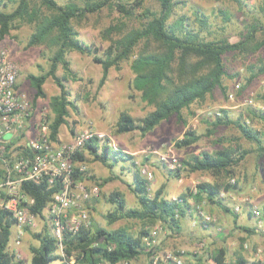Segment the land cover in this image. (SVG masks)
<instances>
[{
	"label": "trees",
	"instance_id": "16d2710c",
	"mask_svg": "<svg viewBox=\"0 0 264 264\" xmlns=\"http://www.w3.org/2000/svg\"><path fill=\"white\" fill-rule=\"evenodd\" d=\"M8 1L12 2V6L9 10H5L8 3L0 0V41L9 35L12 29L27 23L33 26V30L28 36L26 47L45 45L50 49L47 70L37 75L30 73L27 76L34 88L33 107L38 97L45 96L43 83L48 77L52 78L59 88V93L50 98V112L47 114L49 138L55 142L60 140V127L67 123L69 108L75 107L74 101L69 99L70 92L64 83L68 76L75 78L67 58V54L71 51L91 55L92 60L100 65L101 76L97 83L98 88L105 83L111 68L119 69L123 61H130L133 74L130 87L139 92L140 99L153 109L140 118H135L128 111L122 110L115 126L117 132L137 130L144 136L171 115H176L178 120L184 121L183 109H188L195 102L205 101L207 95L216 87L225 90L222 79L226 72L224 63L226 52L248 54L256 52L264 45V33L261 39L256 37L258 30L264 32V21L260 20L249 23L245 30L239 33V39L235 42H230L226 38L215 40L200 38L198 30L206 24V15L198 10L193 13L198 30L185 27L184 21L187 16L180 17L175 25L171 24L168 20L180 0H156L159 5L158 10L141 13L143 17H147L146 13H149V16L140 26H132L130 19L145 0ZM262 3L261 8L264 13V0ZM106 6L114 7L126 21L119 20L107 25L101 31L102 39L108 40L109 44L104 51L98 53V48L92 47L79 37L77 26L88 15H96ZM59 65L64 70L62 76L57 75ZM262 73H264V58L247 78L246 83ZM258 96L259 103L264 105V86ZM245 114L250 120L254 117L264 121L263 108H253L247 110ZM209 122L214 128L223 124L234 125L239 134L249 140L254 148L243 149L238 143V138L231 137L227 144L219 148L202 150L182 160L187 170L207 171L214 178L213 182L199 181L193 189L188 188L176 198L165 197L161 190L153 194L149 193L147 180L140 173L133 154L101 142L97 136L88 139L73 156L74 178L89 179L86 177V170H81L77 164L85 161L84 151L92 160L99 161L107 167L119 164L125 169V164L128 162L132 179L126 184L135 196L137 205L128 206L124 194L120 190H112L106 199L113 207L104 217L108 224L121 219L137 220L141 224L140 229L136 232L126 225L106 228L90 222L88 226L80 228L75 233L64 234L62 244L65 257H61L57 252L55 238L50 230L45 228L43 231L33 233L38 239V244L29 247L30 264H49L52 261H57L56 264H69L71 255L80 264H97L100 261L114 264L121 260H133L143 252L149 254L144 249L142 237L148 233L151 225L159 222L171 230L179 227L180 218L192 207L189 198L193 200L195 207L202 202L222 203L223 197L220 196V192H228L238 186V178L235 177L238 164L250 151L257 154L258 158L262 156L264 145L260 130L248 124L243 119V113L230 119L227 110L221 109L220 115L212 117ZM212 132L211 128L206 131L208 134ZM200 137L199 133L185 131L181 138L174 141V144L177 148H183L195 143ZM223 138L222 136L219 140ZM13 145L14 143L8 144V158L13 156L14 150L24 154L30 153L25 145ZM3 172L0 161V176ZM116 178H119V175L111 171L109 175L99 178L98 181L95 180V184L102 187ZM232 178H235L234 183H230ZM18 188L21 193L33 199L28 205L29 210L42 217L52 195L58 191L59 184L58 182L48 184L45 179H27L22 180ZM220 206L224 211H230L227 206L222 204ZM13 224L14 219L9 211L0 208V264H23V260L8 247ZM247 235L248 233L239 238L240 248L247 245L243 244ZM250 249L255 250V245L251 244ZM226 254L227 249L221 246L212 252L204 253L200 261H208L211 264L245 262L241 258L235 262H227ZM158 264H161L160 260ZM251 264L261 263L252 261Z\"/></svg>",
	"mask_w": 264,
	"mask_h": 264
},
{
	"label": "rangeland",
	"instance_id": "374dc122",
	"mask_svg": "<svg viewBox=\"0 0 264 264\" xmlns=\"http://www.w3.org/2000/svg\"><path fill=\"white\" fill-rule=\"evenodd\" d=\"M4 1L8 3L4 9L9 10L12 2L8 0ZM125 1L130 2L132 0ZM262 4V0H180L175 5V12L170 16L168 21L175 25L180 17L187 16L188 18L184 21L185 27L197 29L198 24L194 21L193 13L195 10H198L201 14L206 15V24L200 30L197 29L200 38L205 40L226 38L230 42H235L239 39V33L244 31L249 23H253L256 20L264 21V13L261 8ZM158 8L159 5L156 0H145L137 8L133 18L130 19V24L132 26H140L149 16V13H146L147 17H143L141 13L155 12ZM119 20L126 21L114 7L106 6L100 13L88 15L77 26L79 37L91 44L92 47L98 48V53H101L109 44L108 40L102 39L101 31L107 25L116 23ZM130 24L129 26H131ZM32 30V25L23 23L19 28L12 29L10 34L0 41V46L9 50L18 66L19 85H21L31 98H33L34 88L31 86L27 75L30 73L37 75L47 70V57L50 54V49L45 45L26 47V41ZM263 33L261 30H258L256 37L261 39ZM67 58L70 61V68L75 78L68 76V79L64 80V83L70 92L68 95L69 99L74 101L75 107L69 108L67 123L60 127L59 138L61 141H69L78 131L90 127L93 131L102 135L101 137L97 136L101 142L108 143L114 148L117 147L133 154L137 167L143 162L152 167L154 176L147 183L150 194L161 190L162 195L165 197L176 198L188 188L193 189L204 178L213 179L214 177L211 173L207 171L191 172L182 163V160L187 159L190 155L202 150L219 148L231 140L229 137H235L239 134L237 128L232 124L218 125L214 128L209 121L212 120V117H215L217 111L221 113V109L227 110V115L230 119H234L240 113L245 114L247 110L253 108L262 109L260 106L263 104L259 103L258 95L264 86V73L257 75L249 83H246V80L257 69V66L260 65L261 59L264 58V45L256 52L248 54L235 51L226 52L224 55L226 72L222 79L225 90L216 87L207 95L205 101L195 102L188 109H183L184 121L178 120L176 115H171L144 136L140 135L137 130L117 132L115 126L118 115L122 110L128 111L135 118H140L146 112L153 109L140 99L139 92L132 90L130 87L133 76L130 69V61H123L119 69L111 68L105 83L98 88L97 83L101 76V67L92 60L91 55L71 51L67 54ZM63 74L64 70L59 65L57 75L62 76ZM43 89L45 96L38 97L35 101L32 123L36 122V119L41 114H49L50 98L59 93L58 86L50 77L43 83ZM251 122L256 127L261 126L264 128V121L260 120V118L253 117ZM209 128L213 129L212 134L206 133ZM189 130L199 133L201 137L189 146L177 148L174 141L181 138L184 132ZM222 136L224 138L219 140ZM5 137L9 138L10 135L6 134ZM262 141L264 142V135L262 136ZM245 143L247 146L248 142L246 141ZM16 152L14 150L13 154ZM163 153H172L178 157L180 161L179 167L170 169L166 165L161 164L159 157ZM84 155L85 161L78 162L77 164L79 167H82L81 170H86V177L89 179L86 178L83 181L88 185H95V180L98 181L99 178L109 175L111 171L119 175V178L107 182L104 186H98L99 191L97 196L92 197L86 202V205L89 207L91 222L106 228L126 225L137 232L141 226L137 220L121 219L112 224H108L104 217L113 207L112 203L106 199V196L112 190H120L124 194L128 206L137 205L135 196L126 184V182H131L132 179V173L128 170L130 164L127 162L125 169H122L119 164L113 167H107L99 161L92 160L86 151H84ZM254 155L250 151L243 159V162L248 166L249 163H252ZM175 174L178 175L176 176ZM245 175L248 176V174ZM239 176L240 173L237 172L235 177L240 179ZM257 180L258 178L256 179L255 177L254 186L259 185L258 188L260 189L264 185V182ZM188 201L192 204L190 210L192 209V211L195 210L196 212H193L191 215L185 213L180 218L182 231L177 232L164 225L162 226L158 236V245L155 248V251L161 256V264H175L173 261L165 260L163 254L167 251L181 249L178 248L181 245L180 242L190 237L191 231L195 233L192 236V240L197 241L196 238L203 239L201 233L204 228L200 223L197 208L193 205L191 198ZM201 204L204 208L215 205L210 202H202ZM46 213L45 211V215L43 214L42 217H39L36 220V225L25 234L21 243L25 246L24 250H17L20 255L19 258L23 260V264H30L31 252L29 247L38 244V240L34 237L33 233L43 231L45 228L49 229L46 223ZM227 216L232 218V215L229 213H227ZM241 218L246 220L243 216ZM158 223L151 225L150 228ZM165 230L169 232L165 234ZM219 232L223 234L224 231L221 229ZM234 232H239L242 236L246 235L242 231ZM259 232H264V230H260ZM227 233L214 241L208 249L204 248L202 255L208 252L209 248H212L213 251L221 245H224L227 249V262H235L241 258L245 261L243 264H251L252 261H259L261 264H264V241L263 244L259 245L262 249L260 254L255 252L256 249H250V239H262L264 238V233L263 235H257L255 233H250L249 235L248 233L247 238L244 240V243H248V247L246 245L240 248L238 244L239 239H236L234 251L227 247V244L236 236L230 237L232 234L228 235ZM162 235H166V240L170 243L176 244L167 246V243H163L164 239L160 241ZM185 248L188 249L189 246ZM183 251L184 255H187V258L183 256L182 264H211L208 261H200L202 256L199 258L197 252H194V250ZM148 263V255L144 252L130 262V264ZM49 264H56V262L52 261Z\"/></svg>",
	"mask_w": 264,
	"mask_h": 264
},
{
	"label": "built area",
	"instance_id": "2783aa9c",
	"mask_svg": "<svg viewBox=\"0 0 264 264\" xmlns=\"http://www.w3.org/2000/svg\"><path fill=\"white\" fill-rule=\"evenodd\" d=\"M18 71L9 50L0 46V161L4 170L0 176V208L9 211L14 219L8 247L19 257L17 247L22 243L27 230L34 227L39 218L29 210L28 205L33 199L19 191V183L27 179H45L48 184L57 182L59 184L58 191L52 195L44 212H47L46 223L57 242V252L61 257H65L62 244L64 234L75 233L90 224V211L86 202L97 196L99 191L97 184L88 185L85 181L74 178L73 156L88 139L102 135L87 127L78 131L69 141L60 139L55 142L49 138L47 115L44 113L36 122H31V128L35 133L30 134L28 130L34 107L32 98L18 83ZM219 115L220 112L217 111L215 116ZM6 134L10 137L6 138ZM10 143H14L13 146L25 145L30 153L24 154L19 151L8 158L7 150ZM159 161L170 169H176L180 165L178 157L172 153L160 154ZM138 168L147 183L153 179L154 172L150 165L143 162ZM234 181L235 178L230 179V183ZM225 194V191L220 192L221 197ZM242 201L251 203V198L245 196L242 197ZM196 208L202 226L215 221L214 215L203 211L200 205ZM233 210L239 212L241 205H234ZM251 213L255 218V227L264 230L262 211L252 205ZM161 229L162 225L158 223L142 237L144 249L149 252L148 264H158L161 260V256L155 251ZM197 246L202 248L205 242L198 240ZM183 252L182 249L167 251L163 258L175 264H182ZM68 262L80 264L73 255L69 256ZM97 264L110 263L100 261ZM114 264H130V260H121Z\"/></svg>",
	"mask_w": 264,
	"mask_h": 264
},
{
	"label": "crops",
	"instance_id": "0c3cea01",
	"mask_svg": "<svg viewBox=\"0 0 264 264\" xmlns=\"http://www.w3.org/2000/svg\"><path fill=\"white\" fill-rule=\"evenodd\" d=\"M259 106V105H258ZM260 107L263 108V105H261ZM243 119L250 124L251 126L255 127L256 129L260 130L261 135H264V128L259 126L256 127V125L251 122V120L249 119V116H247L246 114L243 113ZM32 124L30 121L29 124V130L28 132L30 134H34L35 131L31 128ZM60 137V134H59ZM231 138V137H229ZM235 139L238 138V143L241 144L243 149H251L254 148V145L247 139H245L244 137H242L240 134H237L235 137ZM248 142L247 144L250 146H246L245 142ZM263 145L264 142L262 141ZM216 149V148H215ZM248 155V154H247ZM246 155V156H247ZM245 156V157H246ZM244 157V158H245ZM243 158V159H244ZM243 159L241 160V162L238 164L237 166V172L240 173V179H238V186L234 189H231L230 191L226 192V194L224 196H222L224 199L221 200L222 203H217L214 206H208L206 208H204L202 206L203 211L207 212V213H212V215H214L215 217V221H213L212 223L208 224L207 226H203L204 230L201 233V235L203 236V239L201 238H196L197 241L198 240H203L205 242V246L202 248H199L197 246V241L192 240L193 239V234H195L193 231L190 232L191 236L185 238L183 241L180 242V246L182 247H178L181 248L182 250H194V252H197L198 257L200 258L202 256V250L204 248L208 249V247H211V244L216 241L217 239L221 238L222 236L226 235L227 231H228V235L233 236L234 235L237 237H234V239L230 240L227 244V247L231 248L232 251L235 250V240L239 239L242 235L239 232H234V231H242L244 233H255L257 235H263L264 232H259V230L255 227V218L252 216L251 213V207L252 205L257 206L263 213V221H264V185L262 187H260V189L258 188L259 185L254 186V178L256 177V179L258 178L257 181L259 182H264V154L262 156H260L258 158V155L255 154L254 155V159L252 160V163H249L248 166L246 165V163L243 162ZM246 165V167H245ZM245 174H248L245 175ZM205 177V176H203ZM203 181H209V182H213V179H209V178H204ZM245 196H249L251 198V203L249 202H244L242 201V197ZM225 200V202H223ZM227 206L229 208L230 211H224V209L222 208V206ZM236 204H240L241 205V210L239 212H235L233 211V206ZM193 212H196L195 210L192 211V209L190 210L187 209L186 210V214L191 215ZM227 213L232 215V218H229L227 216ZM45 215V214H44ZM246 218V220H243L241 217ZM44 218V217H43ZM210 226V228H209ZM213 226V227H212ZM181 222L179 223V227H176V229H174V231L180 232L181 230ZM223 230V234L222 232H219L220 230ZM169 231L165 230V234H167ZM245 236V235H244ZM263 237V236H260ZM163 243H167V246H171L173 244L176 243H170L169 241H167V237L166 235H162V237L160 238V241L163 240ZM38 240V239H37ZM11 241V239H10ZM9 241V244H10ZM264 238L262 239H250V243L255 245V252L257 254H260L262 252L261 247H259V245L263 244ZM245 244V243H244ZM248 244V243H246ZM189 246V248H185ZM222 246V245H221ZM220 246V247H221ZM224 246V245H223ZM24 245L20 244V246L17 247V249L19 251L24 250ZM185 248V249H184ZM177 249V248H176ZM208 251H212V248H209ZM185 258H187V255H184ZM57 263V261H55ZM131 262V260H130Z\"/></svg>",
	"mask_w": 264,
	"mask_h": 264
}]
</instances>
